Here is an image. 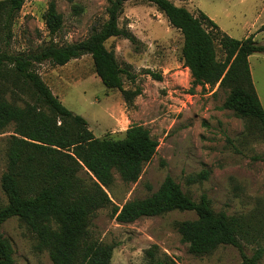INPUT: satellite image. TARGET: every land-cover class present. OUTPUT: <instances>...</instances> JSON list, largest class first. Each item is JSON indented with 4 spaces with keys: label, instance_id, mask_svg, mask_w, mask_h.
I'll return each mask as SVG.
<instances>
[{
    "label": "rangeland",
    "instance_id": "374dc122",
    "mask_svg": "<svg viewBox=\"0 0 264 264\" xmlns=\"http://www.w3.org/2000/svg\"><path fill=\"white\" fill-rule=\"evenodd\" d=\"M51 0H24L12 26L13 36L0 52L10 54L37 51L51 41L44 12ZM63 24L52 41L76 42L87 37L92 27L107 19V0H53ZM194 14L205 13L227 35L242 39L254 34L264 45V0H172ZM73 7L76 9L73 11ZM119 25L137 39L105 42L116 59L132 75L124 88L136 95L126 104L117 89H107L95 74L92 58L84 55L65 65L48 61L35 65L36 71L62 104L84 117L95 137L120 139L132 124L150 130L158 141L152 159L146 162L134 183H124L117 173L106 192L115 205L141 199L155 192L166 175L192 199L205 194L216 212L249 220L253 228L249 240H239L240 248L251 256L262 248L258 264H264V132L259 125L237 117L223 107L229 88L196 85L181 60V33L170 26L156 7L143 0L123 4ZM217 56L222 52L217 47ZM255 91L264 108V52L249 56ZM159 74L160 79L151 75ZM5 98L18 106L31 102L29 91L8 83ZM14 123L0 133V176L6 168V151ZM1 203L6 198L0 193ZM193 211H169L163 215L141 217L118 223L111 208L104 207L90 218L89 232L94 239L114 244L111 264H146L144 249L152 244L175 260L176 264H240L235 245L220 246L211 254L195 256L181 240L176 223L195 219ZM13 248L14 264H53L45 250L36 247L35 238L17 218L0 226Z\"/></svg>",
    "mask_w": 264,
    "mask_h": 264
},
{
    "label": "trees",
    "instance_id": "16d2710c",
    "mask_svg": "<svg viewBox=\"0 0 264 264\" xmlns=\"http://www.w3.org/2000/svg\"><path fill=\"white\" fill-rule=\"evenodd\" d=\"M107 1V19L99 28L92 27L84 39L61 45L52 41L63 18L51 0L43 15L51 41L37 51L0 52V133L14 123L6 168L0 176V193L6 198L1 203L0 197V226L17 217L34 236L37 249L45 250L53 264H111L115 245L94 239L88 229L98 209L110 207L118 223L173 210L193 211L195 219L176 223L190 254L203 256L220 246L235 245L241 255L240 264H258L263 249L247 256L238 244L239 240H249L251 222L214 211L205 194L192 199L170 175L149 196L115 205L106 192L114 173L124 183L136 182L144 164L154 156L158 141L140 124L127 127L120 139L95 137L86 119L66 108L36 71L35 65L45 61L65 65L90 55L103 85L119 90L124 102L130 104L140 90L124 88L125 79L131 80L132 75L121 67L114 50L108 49L105 42L119 37L134 44L137 39L119 25L123 4L128 0ZM143 1L153 4L181 33V60L193 84L229 88L223 107L239 118L255 121L264 132V108L255 91L248 60L250 55L264 52V45L255 41L254 34L235 39L200 10L194 14L172 0ZM23 3L24 0H0V46L10 44L12 26ZM8 83L29 91L31 102L20 107L8 101ZM143 253L146 264H176L156 244ZM0 264H14L13 248L1 231Z\"/></svg>",
    "mask_w": 264,
    "mask_h": 264
}]
</instances>
